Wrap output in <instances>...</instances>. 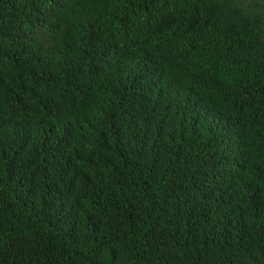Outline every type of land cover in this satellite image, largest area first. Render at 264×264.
Here are the masks:
<instances>
[{
	"label": "trees",
	"instance_id": "1",
	"mask_svg": "<svg viewBox=\"0 0 264 264\" xmlns=\"http://www.w3.org/2000/svg\"><path fill=\"white\" fill-rule=\"evenodd\" d=\"M0 264H264V0H0Z\"/></svg>",
	"mask_w": 264,
	"mask_h": 264
}]
</instances>
